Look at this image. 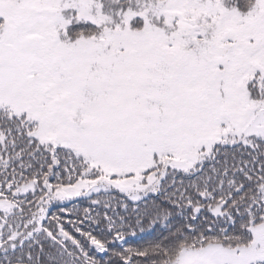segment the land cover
<instances>
[{"label":"snow or ice","instance_id":"1","mask_svg":"<svg viewBox=\"0 0 264 264\" xmlns=\"http://www.w3.org/2000/svg\"><path fill=\"white\" fill-rule=\"evenodd\" d=\"M0 264H264V0H0Z\"/></svg>","mask_w":264,"mask_h":264}]
</instances>
